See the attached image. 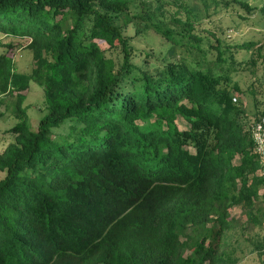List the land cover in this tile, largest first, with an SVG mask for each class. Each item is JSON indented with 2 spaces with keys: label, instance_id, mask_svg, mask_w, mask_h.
<instances>
[{
  "label": "trees",
  "instance_id": "1",
  "mask_svg": "<svg viewBox=\"0 0 264 264\" xmlns=\"http://www.w3.org/2000/svg\"><path fill=\"white\" fill-rule=\"evenodd\" d=\"M239 7L264 16V0H0V44L33 54L21 71L0 52L18 117L0 153V264L237 263L223 247L232 208L263 221L264 175L233 94V74L259 57L244 64L235 47L261 46L224 47L206 23ZM148 30L170 41L165 53L136 45ZM32 80L45 92L36 127Z\"/></svg>",
  "mask_w": 264,
  "mask_h": 264
},
{
  "label": "rangeland",
  "instance_id": "2",
  "mask_svg": "<svg viewBox=\"0 0 264 264\" xmlns=\"http://www.w3.org/2000/svg\"><path fill=\"white\" fill-rule=\"evenodd\" d=\"M193 1V0H190ZM261 3V0H260ZM244 14L245 17H243ZM213 20L206 23L211 26L221 36L224 47L233 45L235 42H244L246 40H254L256 42L254 49L261 46V53L255 52L252 54L251 50L241 49L235 47V56L246 64V60L254 55L259 57L255 70L240 69L233 74L235 80L239 82L242 91L234 92L236 101L242 102L247 111L250 112L247 117V126H251L255 118V98L259 101V108H264V92L260 91L255 94H250L248 89L249 84L253 80L264 88V16L261 11L252 13L245 11L244 8H228V11H221L213 15ZM2 39L10 40L9 36H3ZM212 39H215L212 37ZM136 45L142 50H149L152 48L155 54H163L171 45L170 41L162 35L153 30L142 32L134 37ZM14 44L8 46L7 44H0V52H8L14 58L17 69L21 71H29L32 67L33 54L31 49L27 46V41L20 42L18 39H13ZM108 54H114L108 50ZM260 54V56H259ZM229 56V51H226ZM144 54H141L143 57ZM243 64V63H239ZM14 94H10L0 88V153L13 140H15V132L10 128L18 121V117L14 113ZM27 106L29 121L32 126L36 127L40 118L45 114V92L43 86L35 80L30 82V88L27 97L24 101ZM182 126H187L185 120H181ZM5 171L0 169V177L4 176ZM262 191V189H261ZM264 208V199L260 203ZM232 215L235 216L237 224L227 230L223 239V247L226 252L232 257L236 258V264H264V254L259 253L257 243L263 242L261 248L264 250V215L259 212L263 221L261 223L247 222V214L241 206H234L232 208ZM102 264V263H96Z\"/></svg>",
  "mask_w": 264,
  "mask_h": 264
},
{
  "label": "built area",
  "instance_id": "3",
  "mask_svg": "<svg viewBox=\"0 0 264 264\" xmlns=\"http://www.w3.org/2000/svg\"><path fill=\"white\" fill-rule=\"evenodd\" d=\"M234 98L236 99V97ZM250 128L255 144V150L260 160L258 173L264 175V113L253 119Z\"/></svg>",
  "mask_w": 264,
  "mask_h": 264
}]
</instances>
